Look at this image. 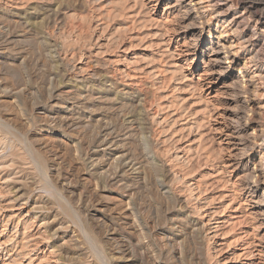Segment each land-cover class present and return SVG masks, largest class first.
Returning a JSON list of instances; mask_svg holds the SVG:
<instances>
[{"label": "rangeland", "instance_id": "rangeland-1", "mask_svg": "<svg viewBox=\"0 0 264 264\" xmlns=\"http://www.w3.org/2000/svg\"><path fill=\"white\" fill-rule=\"evenodd\" d=\"M174 1L0 0V264H264V0H200L241 52L218 83Z\"/></svg>", "mask_w": 264, "mask_h": 264}, {"label": "bare ground", "instance_id": "bare-ground-1", "mask_svg": "<svg viewBox=\"0 0 264 264\" xmlns=\"http://www.w3.org/2000/svg\"><path fill=\"white\" fill-rule=\"evenodd\" d=\"M253 5L254 4L250 6L251 9H255ZM170 8L180 13L182 22L180 25L178 24L180 26L179 28L183 34L191 37V54L195 56L199 55L206 60V75L209 77V80L218 83L231 76L235 65L239 62L238 58L241 56L240 48L236 47L238 43L231 41L227 33H219L220 31L216 33L212 32V29L208 26V20L211 18L209 17L208 20L204 19L203 9L205 7L203 8L201 6L200 0H175L170 5ZM253 13L256 15L257 22L264 21V16L261 13L259 15L256 11ZM3 41H5V39H3ZM237 46H239V44ZM248 69V65L245 62L243 66L239 68L238 76L232 77V80L225 86L229 90L227 96L232 101V106L230 105L227 108L230 136L238 138L240 142L243 141L244 137L247 138L249 142L255 141L256 133L261 131L262 126L261 122L255 117L259 114L257 113V105L255 106L253 100L248 96L253 92L254 88V80L253 77L248 75ZM241 145V143H238V146ZM251 146H253V144ZM261 170L263 169L261 165L258 164V166L255 165L250 172L253 175L250 194L252 202L255 204L262 221H264V190L263 187H261L264 186V176ZM260 188H262V196L257 197Z\"/></svg>", "mask_w": 264, "mask_h": 264}]
</instances>
